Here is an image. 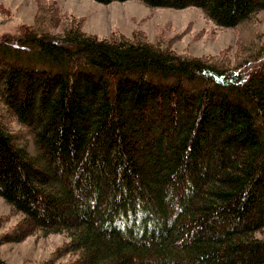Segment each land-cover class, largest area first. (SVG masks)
Returning <instances> with one entry per match:
<instances>
[{"label":"trees","instance_id":"16d2710c","mask_svg":"<svg viewBox=\"0 0 264 264\" xmlns=\"http://www.w3.org/2000/svg\"><path fill=\"white\" fill-rule=\"evenodd\" d=\"M141 1L199 7L225 28L264 10ZM36 2L0 36V196L22 215L0 244L66 234L40 264H264V42L235 63L192 56Z\"/></svg>","mask_w":264,"mask_h":264},{"label":"rangeland","instance_id":"374dc122","mask_svg":"<svg viewBox=\"0 0 264 264\" xmlns=\"http://www.w3.org/2000/svg\"><path fill=\"white\" fill-rule=\"evenodd\" d=\"M56 1L62 11L80 18L87 32L109 37L114 33L130 36L133 31L141 30L149 39L172 42L174 50L192 56L223 57L235 63L249 52L245 48L250 41L255 40L258 45L264 42V10L259 13L255 27L225 28L215 24L199 7H151L141 0ZM0 3L10 9L9 14L0 12V36L17 32L22 22L33 21L36 0H0ZM21 218V213L13 212L0 196V231L8 230ZM260 235L264 236V232ZM66 240L68 236L64 233L33 234L20 241L0 244V256L12 264H40ZM72 258L74 255L66 254L57 263Z\"/></svg>","mask_w":264,"mask_h":264}]
</instances>
